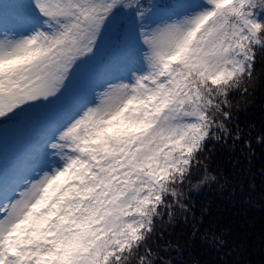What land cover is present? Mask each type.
<instances>
[{
  "label": "snow or ice",
  "instance_id": "obj_1",
  "mask_svg": "<svg viewBox=\"0 0 264 264\" xmlns=\"http://www.w3.org/2000/svg\"><path fill=\"white\" fill-rule=\"evenodd\" d=\"M0 264H264V0H0Z\"/></svg>",
  "mask_w": 264,
  "mask_h": 264
}]
</instances>
